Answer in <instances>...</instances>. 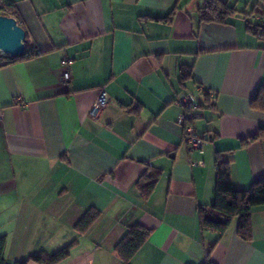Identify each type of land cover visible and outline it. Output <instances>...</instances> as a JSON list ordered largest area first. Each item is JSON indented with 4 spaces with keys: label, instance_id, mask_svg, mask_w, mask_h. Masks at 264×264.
<instances>
[{
    "label": "crops",
    "instance_id": "crops-1",
    "mask_svg": "<svg viewBox=\"0 0 264 264\" xmlns=\"http://www.w3.org/2000/svg\"><path fill=\"white\" fill-rule=\"evenodd\" d=\"M15 1L40 53L0 66L8 261L70 244L55 264H124L116 245L139 223L151 233L132 264H203L207 251L216 264H264V205L252 211L249 240L238 217L222 233L199 218L215 200L219 151L236 189L264 176V111L252 106L264 39L248 27L264 26V0H223L235 7L224 23L201 20L205 0ZM101 90L108 104L95 120ZM182 91L199 104L192 126L213 136L202 148L189 149L178 123ZM150 166L161 175L144 196L138 182Z\"/></svg>",
    "mask_w": 264,
    "mask_h": 264
},
{
    "label": "trees",
    "instance_id": "trees-1",
    "mask_svg": "<svg viewBox=\"0 0 264 264\" xmlns=\"http://www.w3.org/2000/svg\"><path fill=\"white\" fill-rule=\"evenodd\" d=\"M1 15L11 16L17 19L20 23V18L17 14L15 0H0ZM235 11V7L229 5L223 0H205L204 5L199 8L201 20L207 22L224 23L227 18ZM264 11L260 14V19ZM171 17V16H169ZM22 26V25H21ZM249 29L253 31L261 39H264V26L261 24L252 25L249 23ZM25 52L16 57H10L0 53V66L16 63L22 60L31 59L40 52L34 47H30L28 37L26 38ZM187 70L182 71V77L188 75ZM252 106L255 109L264 111V86H261L252 100ZM194 120L189 119L188 123L193 124ZM264 134V129L260 133ZM256 135L253 139L259 137ZM212 138H209L210 140ZM222 152H218L216 160L217 183L215 189V200L211 205L199 207L200 226L202 230H214L220 233L224 232L228 224L234 217L239 218V234L246 240L251 236L250 218L254 208L264 205V176L257 179L246 190L236 189L233 186L231 179V160H225L222 157ZM161 175V169L148 167L147 171L140 177L138 184L141 186L144 196H148L154 189L157 180ZM92 210L83 218L89 220ZM151 233L139 223L132 224L128 227L125 235L116 245V252L124 264H132L133 257L139 252L141 247L147 241ZM7 238L5 235L0 236V264H28L32 259L39 263L55 264L68 257L71 245L58 250L53 254L39 253L30 258L23 259L11 263L6 256ZM203 264H216L210 258V252L207 251L206 259Z\"/></svg>",
    "mask_w": 264,
    "mask_h": 264
},
{
    "label": "built area",
    "instance_id": "built-area-1",
    "mask_svg": "<svg viewBox=\"0 0 264 264\" xmlns=\"http://www.w3.org/2000/svg\"><path fill=\"white\" fill-rule=\"evenodd\" d=\"M262 17L264 18V15ZM70 61L71 60L69 58H64L63 64L67 66L69 65ZM70 79H71V74L67 70L63 73V81L65 83H68ZM206 92L209 94L211 93L210 90H206ZM176 103L184 108V112L180 115L178 119V123L184 128V138L189 146V149L194 150L197 148H202L206 140H208L209 138H213V136L212 135L201 136L194 128V126L188 123L189 119L194 120L196 118L201 117V114L196 112L199 108L198 102L196 101L192 93L182 91L177 95ZM107 104H108L107 93L104 90H101L99 97L97 98L94 106L91 109L90 112L91 116L95 120H98L102 112L106 108ZM1 117H2V113L0 111V119Z\"/></svg>",
    "mask_w": 264,
    "mask_h": 264
},
{
    "label": "water",
    "instance_id": "water-1",
    "mask_svg": "<svg viewBox=\"0 0 264 264\" xmlns=\"http://www.w3.org/2000/svg\"><path fill=\"white\" fill-rule=\"evenodd\" d=\"M26 30L17 19L0 15V53L10 57L20 56L26 49Z\"/></svg>",
    "mask_w": 264,
    "mask_h": 264
},
{
    "label": "rangeland",
    "instance_id": "rangeland-1",
    "mask_svg": "<svg viewBox=\"0 0 264 264\" xmlns=\"http://www.w3.org/2000/svg\"><path fill=\"white\" fill-rule=\"evenodd\" d=\"M2 12H3V11L0 12V15H1Z\"/></svg>",
    "mask_w": 264,
    "mask_h": 264
}]
</instances>
